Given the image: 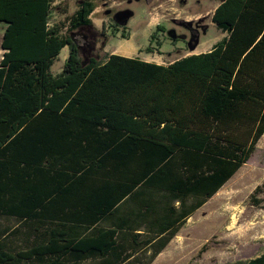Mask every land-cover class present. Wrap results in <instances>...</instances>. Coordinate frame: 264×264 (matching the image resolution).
<instances>
[{"label":"trees","instance_id":"trees-1","mask_svg":"<svg viewBox=\"0 0 264 264\" xmlns=\"http://www.w3.org/2000/svg\"><path fill=\"white\" fill-rule=\"evenodd\" d=\"M54 5L0 0V264H151L264 135V0L222 1L227 35L169 64H83L71 34L98 6Z\"/></svg>","mask_w":264,"mask_h":264},{"label":"rangeland","instance_id":"rangeland-1","mask_svg":"<svg viewBox=\"0 0 264 264\" xmlns=\"http://www.w3.org/2000/svg\"><path fill=\"white\" fill-rule=\"evenodd\" d=\"M93 1L98 7L90 16L92 25L71 34L83 64L112 53L169 64L209 52L227 35L212 22L222 0ZM82 2L55 0L51 23L64 22ZM4 31L0 23V61ZM68 55L66 47L52 67L54 74L63 70ZM207 203L151 264H248L264 254V135L249 160Z\"/></svg>","mask_w":264,"mask_h":264},{"label":"crops","instance_id":"crops-1","mask_svg":"<svg viewBox=\"0 0 264 264\" xmlns=\"http://www.w3.org/2000/svg\"><path fill=\"white\" fill-rule=\"evenodd\" d=\"M222 1H224V0H222ZM220 4H218L217 5V7L219 6ZM216 7V8H217ZM215 8V9H216ZM134 57H138V56H134ZM140 58V57H139ZM142 59V58H141ZM146 61H148V62H156V63H158L157 61H150V60H146ZM158 64H161V63H158ZM219 193V192H218ZM217 193V194H218ZM159 204V206H164V204L163 205H161L160 203H157L156 205H158ZM191 203H188V205H190ZM209 203H205V204H203V206H201L198 210H196L188 219H187V221H189V219H191V218H193L195 215H197L199 212H202V210L204 209V207H206L207 205H208ZM171 206H173V205H171ZM174 206L176 207V208H179L180 207V203H174ZM141 206L140 205H137L136 206V210H139V208H140ZM138 213V212H137ZM203 214V213H202ZM139 230L137 231L138 233H146V230H145V228H144V226L143 227H141V228H138ZM179 235V233L175 236V237H177Z\"/></svg>","mask_w":264,"mask_h":264}]
</instances>
